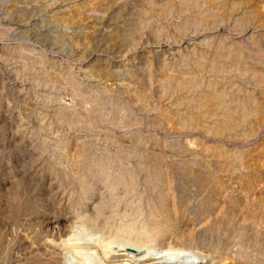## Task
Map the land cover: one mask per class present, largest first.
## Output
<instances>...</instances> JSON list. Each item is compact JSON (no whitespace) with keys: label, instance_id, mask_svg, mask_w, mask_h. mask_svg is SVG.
<instances>
[{"label":"rangeland","instance_id":"rangeland-1","mask_svg":"<svg viewBox=\"0 0 264 264\" xmlns=\"http://www.w3.org/2000/svg\"><path fill=\"white\" fill-rule=\"evenodd\" d=\"M116 238L264 264V0H0V264Z\"/></svg>","mask_w":264,"mask_h":264},{"label":"bare ground","instance_id":"bare-ground-1","mask_svg":"<svg viewBox=\"0 0 264 264\" xmlns=\"http://www.w3.org/2000/svg\"><path fill=\"white\" fill-rule=\"evenodd\" d=\"M100 247H96L97 254L92 255L96 261L102 260L103 264H131L130 258L128 257V249L126 247V239L116 238L108 243L105 241L101 242ZM107 248L114 249L116 253L111 254L114 257H110L106 251ZM65 264H85V261L77 260L76 255L72 252L64 253ZM95 262H88L87 264H96Z\"/></svg>","mask_w":264,"mask_h":264}]
</instances>
